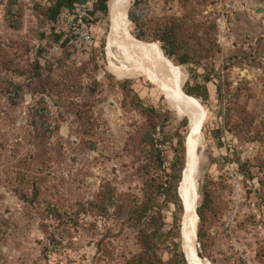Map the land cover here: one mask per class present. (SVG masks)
<instances>
[{
	"label": "rangeland",
	"instance_id": "374dc122",
	"mask_svg": "<svg viewBox=\"0 0 264 264\" xmlns=\"http://www.w3.org/2000/svg\"><path fill=\"white\" fill-rule=\"evenodd\" d=\"M54 2L0 0V264H127L141 251L140 227L118 206L141 204L180 161L182 214L157 200L180 245L159 236L157 258L190 264L181 232L193 197L206 222L197 218L192 264H264V0H129L120 23V0H108L89 53L54 51ZM168 34L170 58L155 41ZM207 74V101L185 94ZM218 79L232 104L221 135ZM181 107L197 114L202 139L191 189Z\"/></svg>",
	"mask_w": 264,
	"mask_h": 264
},
{
	"label": "trees",
	"instance_id": "16d2710c",
	"mask_svg": "<svg viewBox=\"0 0 264 264\" xmlns=\"http://www.w3.org/2000/svg\"><path fill=\"white\" fill-rule=\"evenodd\" d=\"M88 1L91 2V8L89 11V14L91 16V21L89 22V24L91 25L93 22V17H95L96 15H107L108 0H55L53 5H51L46 10V19L50 24L54 34L53 42L60 48L70 46L68 45V40L65 38L64 33H58L56 31V24L58 22L59 15L65 11L74 12L78 7L86 4ZM172 38L173 36L171 34H168L163 35L155 40L163 44L161 48L164 51V55L168 58L173 55L175 48V43ZM137 39L140 40V38L138 37ZM165 48H167V50ZM179 62L182 65L195 64V60H187L186 58ZM212 80V76H209L208 74L204 75L201 84L195 83L193 86H189V84H186V87L183 90L186 95L194 97L196 99H201L203 102H205L209 98L206 85ZM216 95L218 101L217 115L222 122V125L217 130V133L221 135L222 131H224V127L229 122V109L232 104L228 99V94L221 87L220 79H218V82L216 83ZM150 144L152 150H156L155 144L153 142H151ZM181 147H183L182 143ZM157 156L160 157L158 153ZM183 165V161H180L179 168L176 170V173L173 175V177L169 175H163L160 179L157 180V182L155 181L156 183L154 185L153 191L145 195V199L141 204L135 202L128 204L127 207H123L122 205L118 206V212L125 217L124 220L128 222L129 225L133 227H140V230L138 232V240L140 243L141 251L137 256L129 260L127 264H163L157 258V251L159 250V236H162L163 240L168 239L167 241L172 244L173 249L177 250L179 243L175 242V240L179 238V226L175 222L173 228L170 231L166 232L164 230L165 224L161 219L157 200L159 196L164 197L168 203L173 204L177 211L182 214L183 209L180 198L178 196L177 188L181 180ZM173 170L175 171V168H173ZM203 206L204 205L199 207L196 211L201 225H204V223L206 222L205 214L202 210ZM103 209L106 210L105 208ZM197 236L198 239H200V228L198 229ZM198 257L202 258L203 255L198 253Z\"/></svg>",
	"mask_w": 264,
	"mask_h": 264
},
{
	"label": "bare ground",
	"instance_id": "6f19581e",
	"mask_svg": "<svg viewBox=\"0 0 264 264\" xmlns=\"http://www.w3.org/2000/svg\"><path fill=\"white\" fill-rule=\"evenodd\" d=\"M128 3H129V0H120V5H119L118 12H117L115 18H113V19L116 20V23H120V22H122L124 20L125 13H126V8L128 6ZM114 32L115 31H113L111 33V35H110L111 37L114 36ZM164 67H166V66L164 65ZM145 71H147V70H145ZM136 73H138V72L134 71V72H132V74H130V73L129 74H127V73L123 74L120 71H118L117 69H114V74L117 75V76H122V75L131 76V75L136 74ZM180 74H181L180 70H176L174 72L173 85H172V88L170 90L169 96L167 97L168 104L172 107V109H173V105L175 103L174 102L175 96H176L177 92L180 90V86H181V76H180ZM175 112L178 115H180V116L181 115L186 116L188 118V120H189V128H190V134H191V138H190L191 139V144H190V148H189L190 160L188 162L187 172H186V174L184 176V181L187 183L188 187L191 189L192 182H193V165H192L193 163H192V159H193V156H194L195 149L202 143V139L198 135L197 127H196V116H197V114L195 112H191V111L187 110L185 107H181L179 110H177ZM191 201H192V203L190 205L187 204V202L184 201L185 202V209H184L185 213L184 212L183 213L185 214V216H184V222H183L182 232H181L182 233V237H183V241H184V244H185V248H186V253L188 254V257H189L190 264H192V258H193V255H194V251H193V249L191 247V239L193 237L194 230H195V227H196L197 222H198L197 217L194 214L195 205H194L193 197H192Z\"/></svg>",
	"mask_w": 264,
	"mask_h": 264
},
{
	"label": "built area",
	"instance_id": "2783aa9c",
	"mask_svg": "<svg viewBox=\"0 0 264 264\" xmlns=\"http://www.w3.org/2000/svg\"><path fill=\"white\" fill-rule=\"evenodd\" d=\"M91 2L78 7L74 12H63L58 17L56 31L64 33L68 45L77 53H89L94 39L91 30V16L89 14ZM58 45L53 49H58Z\"/></svg>",
	"mask_w": 264,
	"mask_h": 264
},
{
	"label": "water",
	"instance_id": "95a60500",
	"mask_svg": "<svg viewBox=\"0 0 264 264\" xmlns=\"http://www.w3.org/2000/svg\"><path fill=\"white\" fill-rule=\"evenodd\" d=\"M261 11H258L257 13H260ZM196 215H197V213H196ZM197 218H198V216H197ZM198 220H199V218H198ZM196 238H197V236H196ZM196 254H197V257H198V252H196ZM199 258V257H198Z\"/></svg>",
	"mask_w": 264,
	"mask_h": 264
}]
</instances>
